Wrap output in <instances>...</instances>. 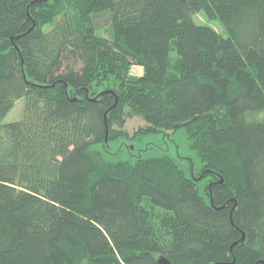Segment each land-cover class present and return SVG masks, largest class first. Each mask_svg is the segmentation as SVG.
<instances>
[{
  "label": "trees",
  "instance_id": "16d2710c",
  "mask_svg": "<svg viewBox=\"0 0 264 264\" xmlns=\"http://www.w3.org/2000/svg\"><path fill=\"white\" fill-rule=\"evenodd\" d=\"M262 114L264 0H0V264H264Z\"/></svg>",
  "mask_w": 264,
  "mask_h": 264
},
{
  "label": "rangeland",
  "instance_id": "374dc122",
  "mask_svg": "<svg viewBox=\"0 0 264 264\" xmlns=\"http://www.w3.org/2000/svg\"><path fill=\"white\" fill-rule=\"evenodd\" d=\"M195 22L201 26H208L215 29L217 32L227 37L228 34L220 20H210L203 12L198 13L194 17ZM51 26H46L45 30L49 31ZM132 74L141 76L144 74L142 67L134 66L132 68ZM24 114V100L16 102L13 110L4 119L3 124H10L16 121H20ZM264 117V114L261 115ZM146 123L140 118L128 120L125 130H127L132 136L140 127L145 126ZM129 145V146H128ZM111 152L116 154H106L107 157L112 159L121 158H135L138 155L147 156L150 154H168L177 159L181 165L187 167L194 159V154L190 151L188 143L185 138L180 134L175 135H156L151 137H145L138 141L120 140L110 145ZM122 150V151H120Z\"/></svg>",
  "mask_w": 264,
  "mask_h": 264
},
{
  "label": "water",
  "instance_id": "95a60500",
  "mask_svg": "<svg viewBox=\"0 0 264 264\" xmlns=\"http://www.w3.org/2000/svg\"><path fill=\"white\" fill-rule=\"evenodd\" d=\"M117 105V102L115 103V105L112 107V108H115ZM111 109H109L106 113H105V127H106V138H105V141L107 142L108 141V135H109V128H108V122H107V114L110 112ZM223 181L221 180V183ZM242 240H244V236L242 238ZM235 245V244H234ZM233 245V246H234ZM157 263L158 264H173L171 262V260H169L168 258L164 257V256H159L158 259H157ZM220 264V263H218ZM226 264H235V260L232 261V263H226Z\"/></svg>",
  "mask_w": 264,
  "mask_h": 264
}]
</instances>
